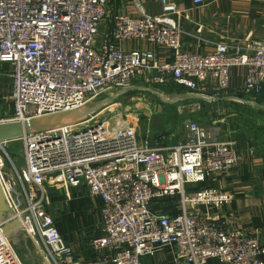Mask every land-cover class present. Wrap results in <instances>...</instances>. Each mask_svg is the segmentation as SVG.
Segmentation results:
<instances>
[{
    "label": "built area",
    "instance_id": "built-area-1",
    "mask_svg": "<svg viewBox=\"0 0 264 264\" xmlns=\"http://www.w3.org/2000/svg\"><path fill=\"white\" fill-rule=\"evenodd\" d=\"M114 0H0V64L10 67L11 113L0 123L81 109L132 86L165 85L190 93L225 96L230 72L244 67L242 93L249 101L264 93V40L230 48L216 45L206 54L182 51L180 15L174 0H160L161 12L149 15L141 0H127L135 16L111 13ZM264 5V0H252ZM205 0H193L202 5ZM145 41L172 54L161 64L149 50L123 51L120 43ZM95 114V113H93ZM78 124L24 135V167L6 168L0 142V186L10 210L26 233L39 238L54 264L71 262L72 249L43 208V184L64 189L84 185L102 201V236L91 242L98 255L92 264H141L165 247L173 264H264V238L232 230L209 215L232 201L213 188L189 191L214 176L227 174L237 162L236 143L214 142L197 124L185 122V141L170 148L139 141L133 125ZM18 179V180H17ZM36 187L39 197L30 186ZM23 188L20 208L18 188ZM177 198V214H154L152 205ZM204 209V213L200 212ZM0 264H21L5 240L0 224Z\"/></svg>",
    "mask_w": 264,
    "mask_h": 264
},
{
    "label": "crops",
    "instance_id": "crops-1",
    "mask_svg": "<svg viewBox=\"0 0 264 264\" xmlns=\"http://www.w3.org/2000/svg\"><path fill=\"white\" fill-rule=\"evenodd\" d=\"M174 1L180 12L178 21L182 30L181 49L184 52L206 54L214 51L218 44L237 48L248 40H264V5L261 3L252 0H205L204 4L196 6L193 5V0ZM141 4L149 15H158L161 12L160 0H141ZM111 13L136 15L132 4L127 0H114L113 5L110 6ZM119 46L123 51H153L161 64L172 62V54L169 50L145 41L131 40L122 42ZM245 75L244 67L231 70L227 91L229 96L236 97L242 93ZM10 90V67L7 64H0V116L3 117L0 119H5L11 113L12 104L9 102L8 106H4L10 97ZM226 103L205 105L211 109V105ZM255 124L257 130L255 132L250 128V134H238L233 131L229 132L231 135L221 140H231L236 143L237 162L229 173L214 176L202 184L187 188L191 190L200 185L202 189L213 188L229 192L232 195L231 203L210 210L209 215L224 219L232 230L262 239L264 238V118L256 120ZM183 140L182 136L181 138L176 136L173 143L167 144L161 137L150 141L148 145L166 149L181 144ZM50 192L53 210L49 211V216L59 227L64 242L72 249L71 262L96 263L98 255L92 251L91 242L103 233L100 215L101 199L89 195L84 185L69 189L56 185ZM164 199L173 198L164 197ZM151 211L154 214L169 215L174 214L175 211L176 214L178 213L175 202H171L170 207H161L154 203ZM200 212L204 213V209H200ZM31 240L33 257L39 258L40 264H52L39 238L31 237ZM173 260L172 247H165L154 256L140 259L141 264H173ZM205 264L223 263L211 258Z\"/></svg>",
    "mask_w": 264,
    "mask_h": 264
},
{
    "label": "rangeland",
    "instance_id": "rangeland-1",
    "mask_svg": "<svg viewBox=\"0 0 264 264\" xmlns=\"http://www.w3.org/2000/svg\"><path fill=\"white\" fill-rule=\"evenodd\" d=\"M144 88L152 89L167 99H171L179 93L187 92L186 90L179 91L176 84L171 81H168L165 85ZM236 97L242 101L248 100L247 95L244 93ZM8 105L9 101L5 102L4 106ZM0 118L3 117L0 116ZM263 118L264 112L249 108L242 102L231 101L226 104L211 106V109L195 100L170 105L162 102L151 93L133 91L123 95L113 103L102 106L99 111L93 114L91 122L105 121L109 126L130 124L135 127L139 141L149 143L156 138L163 137L164 142L170 144L174 142L176 136L180 138L182 136L183 142L185 141L186 133L182 129L185 122L197 124L206 131L212 141L219 142L231 135L229 132L250 134L249 128L254 132L257 131L255 121ZM2 151L7 156L6 168L14 173V167L20 173L24 167L22 140H6L2 145ZM30 186L34 189L33 194L38 198L39 193L35 186L28 183L23 184L25 190ZM55 187L56 184L54 183L47 182L43 184L46 195L43 208L48 214L49 211L52 212L53 210L49 195ZM23 188L20 186L17 192L20 208L23 207L24 202ZM6 214L7 207L0 196V221ZM15 254L24 264H30L29 257L24 255L23 252H15ZM33 259L36 263H41L39 258L34 256ZM52 264L54 263L52 262Z\"/></svg>",
    "mask_w": 264,
    "mask_h": 264
},
{
    "label": "water",
    "instance_id": "water-1",
    "mask_svg": "<svg viewBox=\"0 0 264 264\" xmlns=\"http://www.w3.org/2000/svg\"><path fill=\"white\" fill-rule=\"evenodd\" d=\"M133 91L151 93L155 95L157 98H159L162 102L170 105L187 100H195L205 103H219V102L232 101V102H242L245 103L249 108L264 111V104L249 100L242 101L234 96H229V95L218 97V96H210V95L208 96V95L185 92V93H179L171 99H167L164 98L162 94L155 92L152 89L144 88L140 86H132L115 95L101 99L96 103L81 109H75L53 115L32 118L23 122L0 123V142H5L6 140H10V139H20L24 135L47 132L58 128L78 124L82 121H85L89 115L99 111L102 108V106L109 103H113L123 95ZM0 196L2 197L5 203L1 186H0ZM8 214H10V210L7 207V214L0 221L1 231L5 237V240L10 245L14 253L23 252L24 255L29 257L30 264H37L36 261L33 259V253H32L33 244L31 237L26 233L25 229L18 220H9L7 217ZM18 260L21 264H24L19 258Z\"/></svg>",
    "mask_w": 264,
    "mask_h": 264
},
{
    "label": "trees",
    "instance_id": "trees-1",
    "mask_svg": "<svg viewBox=\"0 0 264 264\" xmlns=\"http://www.w3.org/2000/svg\"><path fill=\"white\" fill-rule=\"evenodd\" d=\"M177 86V85H176ZM178 87V90L179 91H183V90H186V89H184L183 87H180V86H177ZM11 91V90H10ZM187 91V90H186ZM263 100H264V93L263 94H261L260 96H258V98H256V102H258V103H264L263 102ZM198 102H200V101H198ZM202 105H205V104H207V103H205V102H200ZM212 106V105H211ZM205 181H207V180H205ZM204 181V182H205ZM204 182H202V183H204ZM202 183H199V184H202ZM199 190H202V188H201V186L199 185V186H196L195 188H191V190H190V188H189V191H199ZM52 195V194H51ZM50 196V195H49ZM50 198V197H49ZM177 198H173V199H164V198H161V199H158L157 201H155L154 203H156V204H159L161 207H164V206H166V207H170V205H171V202L172 203H174L175 202V204H176V202H177ZM155 207H157L158 208V206L157 205H155ZM174 214H176V211L174 212ZM54 226L56 227V229L58 230V232L60 233V229H59V227H57L56 226V224H55V222H54Z\"/></svg>",
    "mask_w": 264,
    "mask_h": 264
},
{
    "label": "bare ground",
    "instance_id": "bare-ground-1",
    "mask_svg": "<svg viewBox=\"0 0 264 264\" xmlns=\"http://www.w3.org/2000/svg\"><path fill=\"white\" fill-rule=\"evenodd\" d=\"M5 199V198H4Z\"/></svg>",
    "mask_w": 264,
    "mask_h": 264
}]
</instances>
